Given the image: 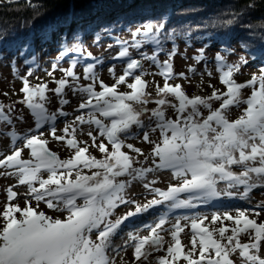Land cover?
I'll use <instances>...</instances> for the list:
<instances>
[{
	"label": "snow or ice",
	"instance_id": "1",
	"mask_svg": "<svg viewBox=\"0 0 264 264\" xmlns=\"http://www.w3.org/2000/svg\"><path fill=\"white\" fill-rule=\"evenodd\" d=\"M255 6L250 0L220 23L249 28L244 17ZM108 7L74 0L40 25L30 18L19 30L0 28V66L10 69L0 77V177L8 181L0 264H117L129 248V264H152L160 251L156 264H264V203L231 204L264 189V44L233 43L227 33L193 37L191 22L174 24L170 9L147 0L115 15L103 13ZM194 38L202 46L189 55ZM105 40L118 48L111 58L90 50ZM50 44L56 54L43 56ZM177 58L193 63L177 70ZM252 61L259 71L238 81ZM144 62L162 84L145 78ZM210 64L221 87L211 83Z\"/></svg>",
	"mask_w": 264,
	"mask_h": 264
},
{
	"label": "trees",
	"instance_id": "2",
	"mask_svg": "<svg viewBox=\"0 0 264 264\" xmlns=\"http://www.w3.org/2000/svg\"><path fill=\"white\" fill-rule=\"evenodd\" d=\"M73 2L74 0H13L9 4L6 0H0V28L7 26L9 29L15 28L19 30L20 22H26L30 18L35 25H40L45 20L63 13ZM76 2H87V0H76ZM104 2L112 5V7L105 8L103 13L115 15L120 12H127L126 5L130 0H104ZM135 2L139 3L140 0H135ZM147 2L156 9L161 7L170 9L173 13L172 22L174 24L191 22L194 28L193 37H196L201 31L218 36H223L227 33L230 34L233 43L243 37L248 39L254 46L264 44V3L261 0H256L255 8L249 10L244 17V23L250 25L249 28H242L240 24L224 25L220 23V20L230 18L232 12L249 3L250 0H147ZM29 4L34 5V7H30ZM197 23L206 24L207 27L195 29V24ZM120 35L122 39H130L126 31ZM204 39L206 40V38ZM194 41L199 43L197 48L202 46L200 41L194 38L191 41V47H193ZM88 42L91 45V38H89ZM178 43L179 45L183 44L185 48L183 39ZM218 43L219 41H213L214 46H218ZM39 46V41H37V47L39 48ZM50 50L55 51L54 44L48 45V52ZM117 62L121 64L119 61ZM252 63L259 70V62L252 61L249 65H252Z\"/></svg>",
	"mask_w": 264,
	"mask_h": 264
},
{
	"label": "rangeland",
	"instance_id": "3",
	"mask_svg": "<svg viewBox=\"0 0 264 264\" xmlns=\"http://www.w3.org/2000/svg\"><path fill=\"white\" fill-rule=\"evenodd\" d=\"M107 43L108 42H102V45L100 47H98V48L92 46L90 48V50L94 54H97V55L103 54L104 52H106V53H104L105 57H111V56L113 57V56H115V53L118 51V48L116 46H113L110 49L106 48L104 45H106ZM198 46H199V43H196V41H194L193 47H188L187 48V52L189 53V55H191L194 52V50L197 49ZM235 46L237 48V52H239L240 45L236 44ZM179 47H180V49L182 51L185 50V48L183 47V44H180ZM49 48H52V47H49ZM214 48H215V46H214ZM42 55L43 56H48V55L54 56L55 55V51L54 50H50L49 52L43 53ZM163 58L164 57L162 56L161 59H163ZM235 59H236V57H234V56L233 57H228L229 61H234ZM144 63H145V68H148L149 62H144ZM192 63H193V61H191V60H187V61L181 62L179 60V58H177L176 63H175V67H176L177 70H181L186 65L192 64ZM46 66L47 65H45V67ZM255 66L256 65H254L252 63V65H249V66L245 67L243 69V75H236L235 78L238 81H243V80L248 79L252 73H257L259 71L257 68H255ZM20 67H21V70H23L24 65L21 63ZM123 67H124L123 64H119L118 62H116V70H117L118 74L120 73V71H121V69ZM209 67H210V69L213 72V77L211 78V83L213 85H215L216 87H221L220 83L218 82L219 73H218V71L216 69V66L210 64ZM77 70L81 71L82 69L78 66ZM148 71H149L150 74L145 77L146 79L152 80L154 78L156 81L160 82L161 84L163 83L162 77L160 75L157 74L154 77L151 75V73H153V72H158V69L155 68V66H152L151 68H148ZM9 73H10V69L8 67L0 66V77L8 76ZM101 74L106 80H108L110 82L111 78H110L106 68L103 70V72ZM39 75L43 76L44 73L40 72ZM57 75H59V73H57ZM200 79H201V77L199 75H197L192 81L193 84L198 83L200 81ZM203 81H204V83H203V92L206 94V93H208L210 91V89L207 87L208 82H209V77L207 75H204ZM182 83H183V81H182ZM17 86H19V81H17ZM4 87H5V84L0 83V91H2L4 89ZM188 91L189 92H197L198 93L199 90L194 89L192 87H188ZM13 98L15 99V97H13ZM17 106L19 107V105H17ZM236 114H237L236 112H233V115H236ZM49 146L53 150H57L58 154L61 156V158H64L66 156L67 151H66L65 148H62L60 144L53 143V144H50ZM7 182L8 181H6L3 177H0V204H3V202H4V191H5ZM134 191H136L139 194L141 189L139 187H136L134 189ZM249 195H250V199L249 200L245 201V200L235 199V200L231 201V204L233 206H239V207H245V206L256 207L258 204L264 203V189L257 188L252 193H250ZM148 198L150 199L151 197H148ZM139 199H140V202H144V197L143 196H140ZM41 207L44 208L45 206L43 204H41ZM129 207H131V206H129ZM125 210L126 209H124L123 207H120L116 211V215L121 214ZM200 210L204 214L211 215V213L213 211H215L216 209L205 206V208H202ZM220 210L222 211L224 209H220ZM149 211H151V210H149ZM114 218H115V216H113V219ZM129 219H131V218H129ZM152 219H153V216H145V222H151ZM260 219H264V213L261 214ZM225 223H227V222H225ZM216 226L218 227L219 225H216ZM209 227H212V225H209ZM131 230L132 229L125 228V237H126L127 231H131ZM138 234L142 236V235H146L148 233L142 226H140ZM168 239H170V237L167 234H165V240H168ZM182 242H184V243L187 242V237L184 236L183 234H182ZM131 253H132V250L129 248L126 253H121L120 256H117V258H116L117 264H129V258L131 257ZM163 254H164L163 251L152 253V256L150 257V260H152V264H156L155 260L153 259L154 257H156L158 255H163ZM121 257H123V260H121Z\"/></svg>",
	"mask_w": 264,
	"mask_h": 264
}]
</instances>
